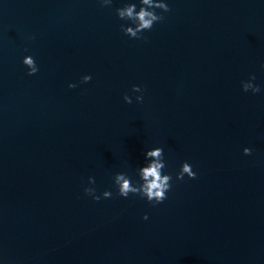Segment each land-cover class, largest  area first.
Segmentation results:
<instances>
[{
  "label": "water",
  "instance_id": "95a60500",
  "mask_svg": "<svg viewBox=\"0 0 264 264\" xmlns=\"http://www.w3.org/2000/svg\"><path fill=\"white\" fill-rule=\"evenodd\" d=\"M118 4L0 0V264H264V2L169 0L140 39ZM154 145L167 198L116 195Z\"/></svg>",
  "mask_w": 264,
  "mask_h": 264
},
{
  "label": "clouds",
  "instance_id": "9594fccd",
  "mask_svg": "<svg viewBox=\"0 0 264 264\" xmlns=\"http://www.w3.org/2000/svg\"><path fill=\"white\" fill-rule=\"evenodd\" d=\"M264 2V0H262ZM100 6L111 7L113 0H98ZM169 10V0H119L118 6L114 8L116 17L124 21L119 25L120 30L129 38L140 39L143 33L153 27L154 22L160 21L162 13ZM21 63L26 66L28 75L35 74L38 71L31 54H25L21 57ZM259 69L264 71V60L259 62ZM91 79V74L81 75L80 80L87 82ZM256 77L253 73L248 74L247 79L240 81L241 89L245 92L249 90L255 94L261 91V86L255 83ZM68 88L76 87V83L69 81ZM133 96L135 101L140 102L143 99L142 89L137 84L131 85V95L124 93L122 99L126 103H132ZM244 154H249L251 149L244 146ZM166 167L163 149L159 145L145 147L143 151V161L135 169V179L128 176L126 172L117 171L112 175V184L115 188V194L127 198L129 194L142 198L153 205L163 202L167 198V193L172 187L173 175L164 171ZM196 173L192 170V165L187 161H181L178 170L175 172V180L181 181L187 176L194 178ZM88 183L83 187L85 195L92 200L98 201L101 198H110L113 192L109 189L97 193L94 178L89 176ZM142 219H147V213L142 214Z\"/></svg>",
  "mask_w": 264,
  "mask_h": 264
}]
</instances>
